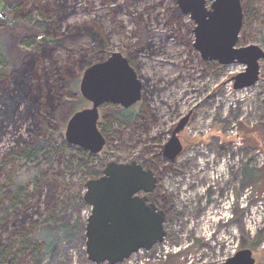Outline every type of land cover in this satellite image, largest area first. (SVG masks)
I'll return each mask as SVG.
<instances>
[{
  "label": "rangeland",
  "instance_id": "1",
  "mask_svg": "<svg viewBox=\"0 0 264 264\" xmlns=\"http://www.w3.org/2000/svg\"><path fill=\"white\" fill-rule=\"evenodd\" d=\"M15 1L0 0V22L6 49L17 61L18 42L26 28L20 17L7 14ZM32 1L25 2L26 8ZM70 1L76 9L61 23V33L70 38L66 41L73 48L89 35L99 51L85 47L72 53L66 41L46 34L37 38L58 46L36 63L37 69L42 62L46 67L51 63L47 75L58 77V86L75 84L67 97H54L47 110L50 127L63 135L71 114L91 106L78 90L83 70L112 52L128 58L143 85L133 111L145 104L154 119L143 117L142 130L128 126L109 137L104 152L97 154L104 164L110 160L144 164L143 142L148 136L161 134L162 147L177 122L188 115L179 134L183 149L163 173L157 198L162 204L161 195L166 196L172 206L168 234L163 242L118 264H218L242 248L251 250L254 264H264V59L259 61L258 80L236 89L233 76L244 70V64L203 59L194 47L196 23L177 0ZM54 2L41 0L49 8ZM210 3L206 0L207 8ZM242 4L248 14L243 15L236 47L256 44L264 49V0H242ZM112 107L109 103L99 107L98 125L116 126L107 122ZM6 124L0 129V155L39 127L33 119L19 121L16 129ZM70 169L62 174L69 184L81 176L77 162ZM59 211L67 223L79 222V238L61 243L55 256H42L36 264H94L85 253L90 207L76 203Z\"/></svg>",
  "mask_w": 264,
  "mask_h": 264
},
{
  "label": "trees",
  "instance_id": "2",
  "mask_svg": "<svg viewBox=\"0 0 264 264\" xmlns=\"http://www.w3.org/2000/svg\"><path fill=\"white\" fill-rule=\"evenodd\" d=\"M26 1L16 0L6 10L10 16L20 17L26 28L18 42L17 61L6 49L0 22V129L7 128V122L16 129L19 121L29 119L38 121L39 127L30 130V138L0 155V264H36L42 256H55L61 243L77 240L79 222L67 223L59 210L76 203L86 204L84 182L99 176L104 166L97 154L69 145L58 130L49 126L47 110L54 97H67L75 84L58 86L59 78L47 75L51 63L46 67L42 62L40 71L36 66L58 48L53 43L37 42V38L46 34L65 42L69 37L61 33V23L76 8L70 0H55L50 8L41 0H33L26 8ZM242 9L245 17L248 11L244 4ZM88 37L73 44L75 48L70 42L63 44L69 45L66 49L72 53L82 52L85 47L99 51ZM112 106L107 122L116 126L99 125L107 140L128 126L141 129L143 117L150 122L154 119L145 104L139 111ZM74 161L81 176L69 184L62 174L71 172Z\"/></svg>",
  "mask_w": 264,
  "mask_h": 264
},
{
  "label": "water",
  "instance_id": "3",
  "mask_svg": "<svg viewBox=\"0 0 264 264\" xmlns=\"http://www.w3.org/2000/svg\"><path fill=\"white\" fill-rule=\"evenodd\" d=\"M210 1L207 8L206 0H177L182 12L189 13L196 23L194 47L203 59L244 64V70L233 76L234 88L253 85L259 78L264 49L256 44L236 47L243 24L242 0ZM78 90L91 106L71 114L63 137L69 145L98 154L106 143L98 127L99 107L107 103L132 106L141 99L142 84L128 58L112 52L83 70ZM187 120L185 115L177 122L164 145L168 158L181 152L177 134ZM155 180L153 172L136 160H110L101 175L84 182L83 200L90 207L84 230L85 253L90 262L118 264L164 240L165 213L147 202L146 193L153 190ZM254 262L251 250L242 248L218 264Z\"/></svg>",
  "mask_w": 264,
  "mask_h": 264
},
{
  "label": "flooded vegetation",
  "instance_id": "4",
  "mask_svg": "<svg viewBox=\"0 0 264 264\" xmlns=\"http://www.w3.org/2000/svg\"><path fill=\"white\" fill-rule=\"evenodd\" d=\"M142 87H143V85H142ZM141 98H142V96H141ZM138 102H136L135 104H133L132 106H130L128 108H133L136 104H138ZM109 104H111V103H109ZM114 105H116V104H114ZM116 106L118 108H123V107H121L119 105H116ZM128 108H125V109H128ZM99 117H100V113H99ZM99 125H98V127H99ZM173 129H172V131H173ZM172 131H171V134H172ZM179 134H180V132L177 134L178 138H179ZM160 137H161V134H157V135L154 134L152 136H148L147 143L145 141L143 142L144 151L147 153V156L145 157L144 164H142V165H143V167L145 169H150L153 172V175L155 176V179H156L155 180V186H154L153 190H151L150 192L146 193L147 198H148L147 202L154 203L157 206L158 209H162L164 211V213H165V220H164V230L166 232V234L164 236V240H165V237L168 234V230H167L166 226H167V222L169 221V217H170V213H171V210H172V206H171L170 203L168 204V199H167L166 196L162 197V195H161V198H162V201H163L162 204H157V198H159V187L161 186V181H163V173L165 171H169L170 170L171 166L174 165V163L176 162V160H177V158H178V156H179V154L181 152L178 153L174 158H168L164 154V150H163L164 145L166 144V142L168 140H166L163 143L162 147H161L160 146L161 145L160 144V140H161ZM105 139H106V137H105ZM179 140H180V138H179ZM180 142H181V140H180ZM106 144H107V141H106L105 145ZM181 144H182V142H181ZM105 145H104V147H105ZM153 148H160V150L157 149L156 151H154ZM182 149H183V145H182ZM102 152H104L103 149H102ZM104 166H105V164H104ZM104 166H103V168H104ZM103 168H102V170H103Z\"/></svg>",
  "mask_w": 264,
  "mask_h": 264
},
{
  "label": "built area",
  "instance_id": "5",
  "mask_svg": "<svg viewBox=\"0 0 264 264\" xmlns=\"http://www.w3.org/2000/svg\"><path fill=\"white\" fill-rule=\"evenodd\" d=\"M127 260V259H126Z\"/></svg>",
  "mask_w": 264,
  "mask_h": 264
}]
</instances>
